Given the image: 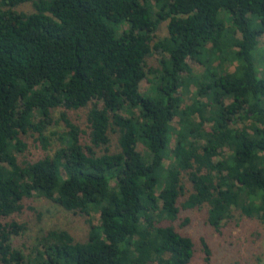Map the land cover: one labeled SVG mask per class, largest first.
Masks as SVG:
<instances>
[{
  "label": "trees",
  "instance_id": "16d2710c",
  "mask_svg": "<svg viewBox=\"0 0 264 264\" xmlns=\"http://www.w3.org/2000/svg\"><path fill=\"white\" fill-rule=\"evenodd\" d=\"M262 39L264 0H0V264H191L182 210L206 206L218 233L236 214L264 222ZM86 108L84 130L69 113ZM33 197L87 217V241L16 248Z\"/></svg>",
  "mask_w": 264,
  "mask_h": 264
},
{
  "label": "rangeland",
  "instance_id": "374dc122",
  "mask_svg": "<svg viewBox=\"0 0 264 264\" xmlns=\"http://www.w3.org/2000/svg\"><path fill=\"white\" fill-rule=\"evenodd\" d=\"M18 10L31 13L34 11V7L32 3H27L19 6ZM167 33V23H162L158 38H165ZM261 42L260 48L263 47L264 39ZM160 57L159 54H155L148 60L149 65L157 67ZM189 65L197 73L201 72V68L196 63L190 62ZM228 70L233 71L234 67H228ZM260 71L263 74L264 67H260ZM150 87L151 84L147 79L142 81L141 91L143 93L147 92ZM88 111V108L72 111L69 116L75 124L87 130ZM61 112V109L55 112L56 120H59ZM175 123H179V120H176ZM63 131L64 124L59 122L47 132L52 142V147L49 151L51 156L61 148V143L58 140L59 135L57 134ZM26 141L29 148L25 155L29 159L38 160L46 154L40 143L35 142L34 137H29ZM175 144L176 140L174 138L173 147H175ZM117 150V137L113 135L111 151L116 152ZM139 151L144 154L145 149L142 145L139 146ZM186 187L189 192L191 184L186 182ZM185 198V196L182 197L180 203H183ZM13 218L18 223L26 226L27 230L25 232L20 236L14 237L13 244L27 255L36 246L44 242L41 241L49 231L69 232L78 242H85L88 239L90 226L87 222V217L67 211L45 198L33 197L25 199L23 212ZM93 218L94 223H99L100 217L98 214H95ZM174 225L182 234L193 238L196 244L195 256L191 264H264V222L258 218L250 219L236 214V218L218 233L208 223V208L204 206L194 210H182L179 219ZM204 242H207L211 249L209 260L206 259L207 256L203 250Z\"/></svg>",
  "mask_w": 264,
  "mask_h": 264
}]
</instances>
